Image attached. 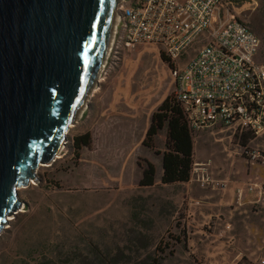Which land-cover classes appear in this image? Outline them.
<instances>
[{"label":"rangeland","instance_id":"1","mask_svg":"<svg viewBox=\"0 0 264 264\" xmlns=\"http://www.w3.org/2000/svg\"><path fill=\"white\" fill-rule=\"evenodd\" d=\"M230 1L259 38L255 62L264 65V0L257 6ZM107 56L103 81L70 127L59 158L18 190L24 206L0 232V264H219V244H181L186 203L138 186L145 163L159 167L165 150V131L143 145L151 116L167 97L176 104L171 71L194 52L172 61L140 44ZM87 133L91 145L77 158L73 138ZM201 137L214 141L203 132L194 142ZM250 150L264 154V135Z\"/></svg>","mask_w":264,"mask_h":264},{"label":"water","instance_id":"2","mask_svg":"<svg viewBox=\"0 0 264 264\" xmlns=\"http://www.w3.org/2000/svg\"><path fill=\"white\" fill-rule=\"evenodd\" d=\"M119 0H0V232L96 82Z\"/></svg>","mask_w":264,"mask_h":264},{"label":"built area","instance_id":"3","mask_svg":"<svg viewBox=\"0 0 264 264\" xmlns=\"http://www.w3.org/2000/svg\"><path fill=\"white\" fill-rule=\"evenodd\" d=\"M257 6L260 0H242ZM109 52L140 44L157 47L177 61L194 56L171 71L179 103L191 134L217 129L235 141V156L264 165V154L245 157L236 138L264 135V65L255 62L260 40L234 12L230 0H119ZM210 161L193 164L191 176L203 190L225 189L209 173ZM264 203V185L248 182ZM241 196L242 192L239 191ZM255 264H264V256Z\"/></svg>","mask_w":264,"mask_h":264},{"label":"crops","instance_id":"4","mask_svg":"<svg viewBox=\"0 0 264 264\" xmlns=\"http://www.w3.org/2000/svg\"><path fill=\"white\" fill-rule=\"evenodd\" d=\"M203 132H211L214 141L201 137L195 143L193 138L194 163L205 162L199 159L209 157L210 172L216 179L224 180L226 188L203 190L192 176L186 183L161 186L164 150L160 166L153 163L155 184L150 189L175 195L176 204L186 203L181 244H219V264H238L243 259L255 264L264 256V203L256 191H246L245 185L251 181L264 185V165H250L235 156L236 145L228 132L213 129L194 135Z\"/></svg>","mask_w":264,"mask_h":264},{"label":"trees","instance_id":"5","mask_svg":"<svg viewBox=\"0 0 264 264\" xmlns=\"http://www.w3.org/2000/svg\"><path fill=\"white\" fill-rule=\"evenodd\" d=\"M162 131H165V151L162 154L161 160L163 173L160 185L167 186L186 183L190 178L194 163L193 135L187 126L179 103L176 101V104H174L169 97L152 114L143 145H148L146 140L152 142ZM254 139V135L250 132L236 138V142L242 148H245V157L250 152V144ZM90 145L91 137L88 133L74 137L73 149L75 156L78 158L80 150L90 147ZM149 147L153 148L152 145ZM155 175L156 170L154 165L146 162L145 167L141 170L138 186L142 188L152 187L155 184ZM238 264L251 263L243 259Z\"/></svg>","mask_w":264,"mask_h":264},{"label":"bare ground","instance_id":"6","mask_svg":"<svg viewBox=\"0 0 264 264\" xmlns=\"http://www.w3.org/2000/svg\"><path fill=\"white\" fill-rule=\"evenodd\" d=\"M115 24H116V22H115V19H114L113 27H112V31H111V35H110V38H109V41H108V44H107V48H106V51H105V54H104V57H103V61H102V63H101L100 70H99V72H98V74H97L96 82H95V84L93 85V88H92V90H91V93H90L89 96H88V100H89V98H90L91 96H93V94H95V93L97 92V85L103 81V79H102L100 73H101V70H102L103 66L105 65V63H106V61H107V57H108L107 55H108V52H109V50H110L111 42H112L113 35H114V32H115ZM86 107H87V105L85 104V105L83 106L82 110L80 111V113L78 114V116H77V118H76V121H77V119H79V118L81 117V115H82L83 111H85Z\"/></svg>","mask_w":264,"mask_h":264}]
</instances>
